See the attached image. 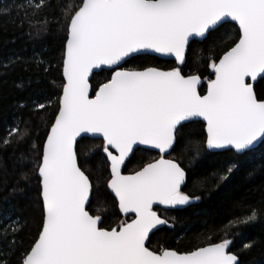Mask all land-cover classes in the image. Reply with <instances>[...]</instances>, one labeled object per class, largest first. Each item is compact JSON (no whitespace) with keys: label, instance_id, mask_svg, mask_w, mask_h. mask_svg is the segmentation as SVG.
<instances>
[{"label":"snow or ice","instance_id":"1","mask_svg":"<svg viewBox=\"0 0 264 264\" xmlns=\"http://www.w3.org/2000/svg\"><path fill=\"white\" fill-rule=\"evenodd\" d=\"M13 10L30 36L63 33L62 80L48 85L58 88L55 98L39 99L41 90L31 100L30 118H18L0 136V149L18 153L10 195L34 187L41 208L35 234L21 247L25 222L0 207V264H13L11 257L15 264H242L228 237L264 219V208L250 207L208 227L186 251L154 250L149 241L162 227H174V218H162L161 210L181 211L200 201L187 190L190 180L194 188L219 187L264 145V92L257 90L264 81V0H14L0 16ZM233 25L235 37L228 34ZM221 31L219 55L215 42L194 52L197 38ZM155 54L174 57L175 66L124 68ZM17 65L29 73L16 84L21 91L39 87L52 67L43 51L31 60L17 56L2 66L0 82ZM98 72L110 75L94 83ZM37 121L47 129L40 144ZM200 123L202 138L183 135ZM89 139L101 143L89 146ZM178 147L193 160L228 159L193 179L172 156ZM146 151L159 158L124 174L131 158ZM97 157L99 165L85 166ZM0 187L7 188L2 179ZM117 213L124 219L105 226Z\"/></svg>","mask_w":264,"mask_h":264},{"label":"trees","instance_id":"2","mask_svg":"<svg viewBox=\"0 0 264 264\" xmlns=\"http://www.w3.org/2000/svg\"><path fill=\"white\" fill-rule=\"evenodd\" d=\"M13 4L14 0H0V8ZM235 27L233 25L228 30V34L233 37H235V31H233ZM62 36L63 33L55 29L39 37L28 35L27 25L24 28L19 27L15 10L9 16H0V72L4 71L2 66L14 57L19 56L31 60L35 53L42 51L45 54V59L52 65L44 83H41L39 87L33 85L32 88L23 91L19 90L16 84L27 79L29 73L22 71L20 65H17L14 70H8L7 75L0 82V136L6 135L8 127L18 118L22 117L25 120L30 118L31 100L36 99L41 90L43 95H39V99L43 100L45 96L55 98L54 93L58 91V88L48 85H59L62 80V68L58 66L63 44ZM224 36L223 31L214 33L203 42L195 41L192 44V49L194 52L200 53L213 47L215 42L219 45L215 48L216 54L219 55L225 47L224 41L221 40V37ZM175 63V61H165L147 55L129 60L124 68L126 70H142L144 67H157L166 71L174 67ZM109 75L110 73L107 72L96 74L93 82L104 81ZM204 75L207 76V72ZM257 90L264 92V81L257 84ZM21 103L27 104L29 107L22 109L19 107ZM52 110H54V106ZM36 123L38 125L36 134L39 137L36 139V143L40 144L45 139L44 133L47 129L43 123L38 121ZM197 133L200 134L197 138H202L205 134L203 123L186 128L183 135L193 136ZM85 143L92 146L99 145L101 141L89 139ZM16 155L18 153L12 149H0V179L7 186V188L0 187V207L13 209L15 215L25 222L24 231L20 234L19 239L22 242L20 246L26 247L36 232L41 208L37 202V192L34 187L22 194L10 195L11 186L17 178ZM172 156L183 161L193 179L207 175L221 167L224 160L228 159V156L224 155H211L206 159L193 160L188 154L181 155L179 147L176 152L172 153ZM152 158H159L158 154L149 151L138 152L127 163L124 174H132L140 165ZM83 162L84 157L82 156ZM99 163V157L89 158L85 166L94 168ZM250 172L251 175H249ZM187 190H194L195 194L201 197L200 201L181 211L161 210L159 214L162 218L164 216L174 218L172 221L174 227H163L157 231L150 239L151 249L189 250L204 239L208 227L222 225L229 219L245 214L250 207L264 208V145H259L254 153L243 159L240 172L231 177L230 181H225L219 187L212 185L208 189H199L194 188L193 182L190 180ZM122 219L124 217L119 213L111 214L105 219V226L114 227ZM228 238L234 241L232 250L238 254L242 264H264V219H258L250 225L239 227ZM217 242L219 241L217 240ZM246 244L251 245L250 248H245ZM11 259L15 264V257H11Z\"/></svg>","mask_w":264,"mask_h":264},{"label":"water","instance_id":"3","mask_svg":"<svg viewBox=\"0 0 264 264\" xmlns=\"http://www.w3.org/2000/svg\"><path fill=\"white\" fill-rule=\"evenodd\" d=\"M196 41H198V42H203V41H201L199 38H197V40ZM149 56H154V57H157V58H159V59H161V60H165V61H175V59H174V57H166V56H161V55H159V54H155V55H149ZM101 72H98L97 74H100ZM259 147V144L256 146V148H258ZM149 152H154V153H157L156 151H149ZM124 171V170H123ZM127 175V174H126ZM162 207V206H161ZM169 211H171V210H169ZM122 216H123V214H121ZM124 217V216H123ZM163 228V227H162ZM156 233V232H155ZM153 235H151V237H152ZM150 242V241H149Z\"/></svg>","mask_w":264,"mask_h":264}]
</instances>
